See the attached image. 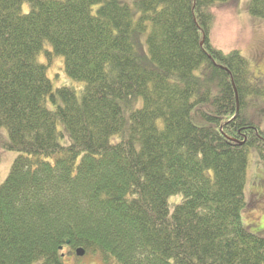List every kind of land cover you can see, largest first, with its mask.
I'll return each instance as SVG.
<instances>
[{"label": "trees", "instance_id": "obj_1", "mask_svg": "<svg viewBox=\"0 0 264 264\" xmlns=\"http://www.w3.org/2000/svg\"><path fill=\"white\" fill-rule=\"evenodd\" d=\"M232 1L0 0V151L18 154L0 264L79 248L100 264H264L240 220L249 151L264 160L247 98L264 89L210 42V7ZM247 10L264 20V0ZM51 55L79 91H53Z\"/></svg>", "mask_w": 264, "mask_h": 264}, {"label": "rangeland", "instance_id": "obj_2", "mask_svg": "<svg viewBox=\"0 0 264 264\" xmlns=\"http://www.w3.org/2000/svg\"><path fill=\"white\" fill-rule=\"evenodd\" d=\"M132 6V0H122ZM250 0H234L227 4H215L210 7L213 15V24L210 30L211 46L215 49L228 52L238 50L246 59L250 71V81L264 89V20L252 17L247 10ZM24 12L28 11V6L23 7ZM144 36V35H143ZM52 48L48 41H44L42 50L37 59L41 64L48 63L47 53H51ZM204 71H196V75L202 76ZM46 75L50 79L52 89L55 91L61 87L73 88L79 91L82 83L69 78L63 66V59L60 56L51 55ZM48 107L54 106L48 102ZM248 118L261 132H264V95H252L247 98ZM59 130L64 131V126L59 125ZM3 135L5 130H1ZM116 137L111 138V143L116 142ZM69 140L65 133V138L61 145H68ZM16 152L0 151V185L8 177L12 164L17 158ZM246 206L241 211L240 220L244 228L250 233L264 237V160H262L255 149L248 153V165L246 185L244 189ZM180 196L169 198V203H176ZM258 212L255 221H248V212ZM62 259L64 264H100L97 256L77 257L73 251L65 249ZM33 264H41L35 262Z\"/></svg>", "mask_w": 264, "mask_h": 264}, {"label": "bare ground", "instance_id": "obj_3", "mask_svg": "<svg viewBox=\"0 0 264 264\" xmlns=\"http://www.w3.org/2000/svg\"><path fill=\"white\" fill-rule=\"evenodd\" d=\"M245 216L248 221H255L258 217V212H248Z\"/></svg>", "mask_w": 264, "mask_h": 264}, {"label": "water", "instance_id": "obj_4", "mask_svg": "<svg viewBox=\"0 0 264 264\" xmlns=\"http://www.w3.org/2000/svg\"><path fill=\"white\" fill-rule=\"evenodd\" d=\"M68 244H69V242L67 241L66 245H68ZM60 250H62V248H60ZM75 254H76L77 257H82L85 254V252L82 249L79 248V249H77L75 251Z\"/></svg>", "mask_w": 264, "mask_h": 264}]
</instances>
